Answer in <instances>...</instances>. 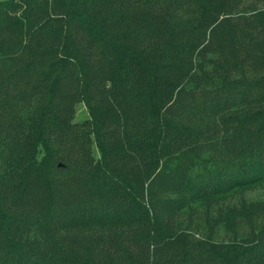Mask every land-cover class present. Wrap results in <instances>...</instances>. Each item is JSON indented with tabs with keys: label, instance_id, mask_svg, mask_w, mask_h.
Wrapping results in <instances>:
<instances>
[{
	"label": "trees",
	"instance_id": "obj_1",
	"mask_svg": "<svg viewBox=\"0 0 264 264\" xmlns=\"http://www.w3.org/2000/svg\"><path fill=\"white\" fill-rule=\"evenodd\" d=\"M257 187L264 0H0V264H264Z\"/></svg>",
	"mask_w": 264,
	"mask_h": 264
},
{
	"label": "rangeland",
	"instance_id": "obj_2",
	"mask_svg": "<svg viewBox=\"0 0 264 264\" xmlns=\"http://www.w3.org/2000/svg\"><path fill=\"white\" fill-rule=\"evenodd\" d=\"M262 6V5H260ZM88 116V111H87V108L84 104L83 101H78L75 105V114H74V119L75 120H81L85 117ZM94 153H95V156L97 158H99L100 156V153H99V150L97 147L94 148ZM251 193L254 195V196H261L264 194V187H257V188H254Z\"/></svg>",
	"mask_w": 264,
	"mask_h": 264
}]
</instances>
